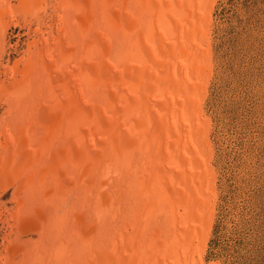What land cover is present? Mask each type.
<instances>
[{
    "label": "bare ground",
    "instance_id": "6f19581e",
    "mask_svg": "<svg viewBox=\"0 0 264 264\" xmlns=\"http://www.w3.org/2000/svg\"><path fill=\"white\" fill-rule=\"evenodd\" d=\"M19 1L0 0V23L39 16L40 0ZM212 5L67 0L62 34L83 25L75 61L54 56L50 37L31 43L37 52L3 100L0 196L10 189L18 205L0 264H203L205 243L196 259L194 238L203 233L195 180L204 174L193 166L207 135L192 87Z\"/></svg>",
    "mask_w": 264,
    "mask_h": 264
},
{
    "label": "rangeland",
    "instance_id": "374dc122",
    "mask_svg": "<svg viewBox=\"0 0 264 264\" xmlns=\"http://www.w3.org/2000/svg\"><path fill=\"white\" fill-rule=\"evenodd\" d=\"M10 1L16 7H22L21 3L19 5L21 1ZM33 1L28 0V3ZM60 1L40 0L39 16L30 14L28 22L21 18L14 20L18 21L15 24L13 16L9 15L5 18L9 19L7 26L4 22L0 23V84H5L4 92L0 89V125H4L5 119L4 93L7 90L11 92L15 84L19 85V80L22 79L20 73L28 56H35L37 52V48L35 50L31 46L34 40L50 37L49 42L47 41L49 44H46L49 48H55L54 56L59 54L57 51L67 53L72 62L79 54L82 40L78 33L82 31L83 25L78 20L69 28V33L67 31L62 34L65 21L59 17L65 11L67 0ZM211 1L213 5L209 18L210 31L206 38L207 50L205 47L201 48V55L205 56L202 64L205 66H201V79L196 81L199 84L192 82L198 99L201 98V122L207 135V145L197 155L201 162L193 164L194 168L200 167L204 174V178L196 179L195 184L199 185L197 191H200L203 211H206L203 212L202 219L203 233L194 238L195 256L196 259L199 258L200 246L204 241L201 257L203 264H264V0ZM47 25L49 26L46 27ZM31 28L34 29L33 32ZM71 33L74 35L70 41L66 36ZM58 38L67 48L58 49ZM39 47L41 48L40 44ZM10 118L12 119L11 116L6 119ZM25 141L27 142L26 139ZM23 156L24 160L21 159L26 162L28 156ZM12 164L8 165L24 167L19 162ZM11 198L10 189L0 196V250L4 247L6 235L12 229L14 205H18ZM197 216L201 219L200 211ZM142 220L141 215V222ZM158 225L154 224L149 230L156 232L161 229ZM139 229L142 232L144 227L139 225ZM191 231V228H187L189 235L194 233Z\"/></svg>",
    "mask_w": 264,
    "mask_h": 264
}]
</instances>
